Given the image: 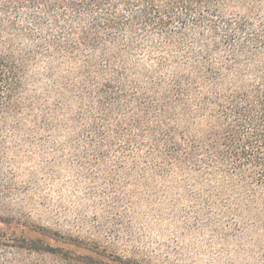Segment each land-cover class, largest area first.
I'll return each mask as SVG.
<instances>
[{
  "label": "trees",
  "instance_id": "16d2710c",
  "mask_svg": "<svg viewBox=\"0 0 264 264\" xmlns=\"http://www.w3.org/2000/svg\"><path fill=\"white\" fill-rule=\"evenodd\" d=\"M72 110L88 160L206 177L264 239V0H0V144ZM0 264L149 263L0 209Z\"/></svg>",
  "mask_w": 264,
  "mask_h": 264
},
{
  "label": "rangeland",
  "instance_id": "374dc122",
  "mask_svg": "<svg viewBox=\"0 0 264 264\" xmlns=\"http://www.w3.org/2000/svg\"><path fill=\"white\" fill-rule=\"evenodd\" d=\"M72 114L57 131L17 130L0 144V209L149 264H264V239L208 178L157 174L140 156L88 160L70 143Z\"/></svg>",
  "mask_w": 264,
  "mask_h": 264
}]
</instances>
